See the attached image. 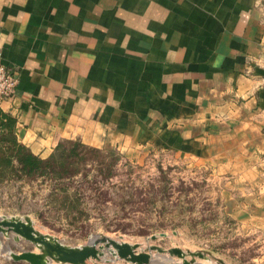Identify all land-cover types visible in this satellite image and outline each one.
Returning <instances> with one entry per match:
<instances>
[{
  "label": "crops",
  "instance_id": "1",
  "mask_svg": "<svg viewBox=\"0 0 264 264\" xmlns=\"http://www.w3.org/2000/svg\"><path fill=\"white\" fill-rule=\"evenodd\" d=\"M0 63L18 76L0 108L41 158L162 143L262 192L264 0H0Z\"/></svg>",
  "mask_w": 264,
  "mask_h": 264
},
{
  "label": "rangeland",
  "instance_id": "2",
  "mask_svg": "<svg viewBox=\"0 0 264 264\" xmlns=\"http://www.w3.org/2000/svg\"><path fill=\"white\" fill-rule=\"evenodd\" d=\"M76 152L81 157L63 175L6 169L0 175V215L28 217L35 229L68 245L85 244L93 235L137 244L136 252L149 253V264H181V257L169 253L174 247L192 264H264V197L255 195L264 193V181L262 192L254 191L258 182L240 185L217 161L185 156L162 143L80 146ZM22 249L40 251L12 233L0 234V264H30L10 258V251ZM107 249L85 264H137Z\"/></svg>",
  "mask_w": 264,
  "mask_h": 264
},
{
  "label": "water",
  "instance_id": "3",
  "mask_svg": "<svg viewBox=\"0 0 264 264\" xmlns=\"http://www.w3.org/2000/svg\"><path fill=\"white\" fill-rule=\"evenodd\" d=\"M12 233L14 239H25L40 251L22 249L20 252H9L14 261H26L30 264H53L57 263L85 264L88 258H98L103 248H110L118 257L137 264H149L150 255L147 252H136L137 244L119 241L106 235H93L82 245H68L58 237L49 233H43L34 228L32 221L28 218H19L10 215H0V234ZM121 239V237H118ZM156 236L152 235L151 239ZM150 249L162 251L158 246L151 245ZM115 250V251H114ZM182 258L181 264H192V260L185 259L186 252L174 247L169 250ZM192 257L204 258L201 252H189Z\"/></svg>",
  "mask_w": 264,
  "mask_h": 264
},
{
  "label": "trees",
  "instance_id": "4",
  "mask_svg": "<svg viewBox=\"0 0 264 264\" xmlns=\"http://www.w3.org/2000/svg\"><path fill=\"white\" fill-rule=\"evenodd\" d=\"M80 146L87 147L79 140H63L48 157L41 158L17 141L15 118L0 108V175L6 169H19L29 176L46 173L48 170L63 175L81 157L76 152Z\"/></svg>",
  "mask_w": 264,
  "mask_h": 264
},
{
  "label": "built area",
  "instance_id": "5",
  "mask_svg": "<svg viewBox=\"0 0 264 264\" xmlns=\"http://www.w3.org/2000/svg\"><path fill=\"white\" fill-rule=\"evenodd\" d=\"M18 84L16 73L0 63V103L11 98Z\"/></svg>",
  "mask_w": 264,
  "mask_h": 264
},
{
  "label": "bare ground",
  "instance_id": "6",
  "mask_svg": "<svg viewBox=\"0 0 264 264\" xmlns=\"http://www.w3.org/2000/svg\"><path fill=\"white\" fill-rule=\"evenodd\" d=\"M106 252H107V254H109L108 252H112L113 253V251H111L110 249H107V250H105ZM112 253H110L111 255H112ZM114 254V253H113Z\"/></svg>",
  "mask_w": 264,
  "mask_h": 264
}]
</instances>
